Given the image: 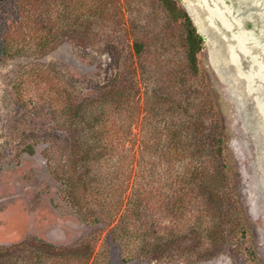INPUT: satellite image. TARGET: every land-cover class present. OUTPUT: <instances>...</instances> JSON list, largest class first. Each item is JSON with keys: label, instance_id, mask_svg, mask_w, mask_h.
Listing matches in <instances>:
<instances>
[{"label": "trees", "instance_id": "1", "mask_svg": "<svg viewBox=\"0 0 264 264\" xmlns=\"http://www.w3.org/2000/svg\"><path fill=\"white\" fill-rule=\"evenodd\" d=\"M8 1L0 0L5 58L40 56L67 38L131 39L127 76L114 86L79 100L61 89L46 102L58 111L70 148L65 168H56L50 153L45 158L81 220L110 222L126 259L156 260L175 247L203 258L244 235L232 206L219 101L198 65L203 37L177 0L154 1L178 28V53L165 29L160 51L159 35L122 13L121 0H14V17L2 11ZM108 24L117 31H106ZM38 69L18 71L19 96L20 84L44 71ZM91 256L89 243L57 245L33 234L0 244V264H96Z\"/></svg>", "mask_w": 264, "mask_h": 264}, {"label": "rangeland", "instance_id": "2", "mask_svg": "<svg viewBox=\"0 0 264 264\" xmlns=\"http://www.w3.org/2000/svg\"><path fill=\"white\" fill-rule=\"evenodd\" d=\"M13 1L2 10L10 17L17 14ZM121 1L125 3L122 13L133 16L148 33L159 35L160 51L165 29L175 52H180L178 28L166 23L165 13L154 0ZM177 1L190 13L203 37L198 65L211 79L219 101L232 206L244 235L233 234L231 241L203 258L175 247L156 260L126 259L113 239L110 222L104 218L83 221L62 199L45 153L51 154L56 168H65L70 147L65 146L69 143L58 111L46 102L61 89L68 91L72 100L95 95L127 76L125 61L131 53V39L119 34L95 42L67 38L40 56H0V244L18 242L30 234L57 245L89 243L90 261L96 264H264V112L257 108L260 94L248 91L235 66L228 62V32L222 24L195 0ZM259 3L264 7V0ZM250 27L246 22L245 28ZM104 29L110 33L118 28L108 24ZM32 64L44 71L28 76L20 84L19 96L14 89L18 71ZM28 145L33 147L32 154L26 152ZM233 210H227L228 214H234Z\"/></svg>", "mask_w": 264, "mask_h": 264}, {"label": "bare ground", "instance_id": "3", "mask_svg": "<svg viewBox=\"0 0 264 264\" xmlns=\"http://www.w3.org/2000/svg\"><path fill=\"white\" fill-rule=\"evenodd\" d=\"M195 1L228 32L227 60L235 66L245 88L260 94L257 108L264 112V7L259 0ZM246 22L251 23L250 28H245Z\"/></svg>", "mask_w": 264, "mask_h": 264}, {"label": "water", "instance_id": "4", "mask_svg": "<svg viewBox=\"0 0 264 264\" xmlns=\"http://www.w3.org/2000/svg\"><path fill=\"white\" fill-rule=\"evenodd\" d=\"M187 11V10H186ZM188 12V11H187ZM193 19V18H192ZM195 24V23H194ZM196 25V24H195ZM199 31V30H198ZM199 33H200V31H199Z\"/></svg>", "mask_w": 264, "mask_h": 264}]
</instances>
